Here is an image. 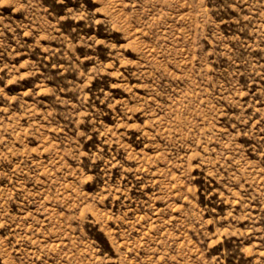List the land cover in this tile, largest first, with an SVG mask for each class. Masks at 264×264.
<instances>
[{
    "label": "rangeland",
    "instance_id": "1",
    "mask_svg": "<svg viewBox=\"0 0 264 264\" xmlns=\"http://www.w3.org/2000/svg\"><path fill=\"white\" fill-rule=\"evenodd\" d=\"M0 264H264V0H0Z\"/></svg>",
    "mask_w": 264,
    "mask_h": 264
}]
</instances>
